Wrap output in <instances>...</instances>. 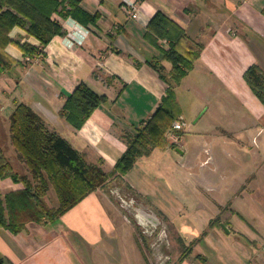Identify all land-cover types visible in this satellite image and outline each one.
Masks as SVG:
<instances>
[{
  "label": "crops",
  "instance_id": "1",
  "mask_svg": "<svg viewBox=\"0 0 264 264\" xmlns=\"http://www.w3.org/2000/svg\"><path fill=\"white\" fill-rule=\"evenodd\" d=\"M78 4L97 14L96 21L83 22L54 12L52 18L63 33L55 34L42 53L27 59L14 43L0 49V58L8 65L0 74V144L21 173L28 170L10 138V115L20 102L39 114L50 130L65 137L87 162L101 161L105 171L113 170L127 149L124 133L137 132L169 87L148 62L161 59L159 49L145 37L148 22L158 10L203 44L193 69L173 86L177 100L178 89L187 84L207 103L208 93L234 96L242 112L234 108L226 113L228 128L199 135L193 145L183 139L181 109L178 145L156 147L140 156L126 174L113 175L54 221H30L19 232L0 224V259L4 264H148L136 241L132 215L124 214L108 194H114V189L107 185L119 179L135 193L132 200L141 198L138 203L156 210L163 220L172 223L179 215L178 236L183 244L199 239L181 253L177 264H264V103L244 78L252 64L264 70V0H78ZM127 6L137 9V17L127 13ZM75 22L88 30L87 36L83 42L70 44L65 35ZM10 36L40 44L20 26H14ZM165 39L158 38L159 46H168L162 43ZM81 81L105 94L107 101L76 128L61 110L65 97ZM157 149L172 155L164 181L158 176L166 164L153 157ZM200 169L207 173L205 181L196 174ZM199 187L218 192L200 193ZM22 188L21 182L0 178L3 195ZM46 199L57 206V196L50 201L47 194ZM228 202L232 207L229 232L221 223L210 228L219 207ZM197 216L203 225L187 226Z\"/></svg>",
  "mask_w": 264,
  "mask_h": 264
},
{
  "label": "trees",
  "instance_id": "2",
  "mask_svg": "<svg viewBox=\"0 0 264 264\" xmlns=\"http://www.w3.org/2000/svg\"><path fill=\"white\" fill-rule=\"evenodd\" d=\"M54 12L65 17L71 15L83 22L96 21L98 16L81 8L78 0H0V49L14 43L25 55L42 52L55 34L63 33L61 25L52 18ZM262 12L264 14V7ZM14 26L24 28L40 44L36 46L27 41L22 42L21 37H11ZM145 37L161 52V59H149L148 62L159 71L169 87L162 102L141 123L137 132L134 135L124 133L127 149L118 158L112 171H105L101 161L87 162L84 155L65 137L50 130L30 106L22 102L15 106L10 115L11 144L19 159L26 165L28 173H21L13 166L0 144V178L10 177L23 184L20 190L4 195L0 192L1 225L12 232H19L30 221H54L88 193L102 187L113 175L120 177L126 174L140 156L150 154L156 147L175 146L165 136L173 121L180 119L181 115L173 86L193 69L203 44L193 41L180 23L161 10L148 22ZM159 37L168 40L166 48L159 46ZM162 59L170 64L167 73L163 72L164 65L160 62ZM7 67L0 58V74ZM244 78L264 103V70L259 65L252 64L244 72ZM105 101V94L97 93L81 81L65 97L61 115L73 126L80 128ZM50 185L56 193L57 206H51L47 202ZM181 256L179 259L183 258ZM3 261L0 259V264H4Z\"/></svg>",
  "mask_w": 264,
  "mask_h": 264
},
{
  "label": "rangeland",
  "instance_id": "3",
  "mask_svg": "<svg viewBox=\"0 0 264 264\" xmlns=\"http://www.w3.org/2000/svg\"><path fill=\"white\" fill-rule=\"evenodd\" d=\"M39 53L36 52L33 55H27L28 57L27 59H31L37 56ZM160 62L164 65L163 72L167 73L170 69L168 66L169 62L167 64H164L162 60ZM186 87L187 84H185L184 88H179L177 92L178 100L180 102L182 109V119L185 122L184 126L186 132L184 133V137H183L184 140L194 145L195 137L199 135L209 136L211 134H215L218 128L220 127L225 126L228 128V118L227 115L225 114L228 112H232L235 109L237 111L240 105L234 96L225 95L223 93H208L209 103H207V101H204V99H202L201 94L197 93L196 90H194L192 87H187V88ZM225 107H231V108L227 110ZM204 110H205L204 115L197 120V118ZM239 110L242 112L241 109ZM176 121L177 120H174L173 124L174 122L176 123ZM168 141L169 143L172 144L174 142L171 136H169ZM159 154L160 156L158 157L157 155ZM203 155L207 157L208 153H204ZM171 156L172 155L170 153H162L160 149H157L153 156L155 158V161L157 162L163 161L166 164V167H163L164 169L163 173H161L158 176V179L161 181H164L165 177H168L170 173L168 166H169V161L170 163L172 162ZM196 174H198L199 177L203 178L202 181L206 180V174H207L206 171H202V169H200L199 172ZM172 177L176 179L175 183L177 184V186H180L181 183L179 178L177 179L175 177V174ZM173 184H174V180H173ZM211 186L212 185H210L209 187ZM107 187L108 189H114V194H111L110 191H108V194L111 199L113 198L116 205L119 206V208L123 211V213L124 214L129 213V215L130 214L132 215L130 221H132L131 223L135 227L134 230H136V238H137L136 241L139 245L141 254L143 255L145 261L148 264H177L181 253L192 247V244L197 240H199L197 238L193 243L188 242L189 244L188 243L183 244L180 241V237L178 236L179 235L178 227L180 224L179 215L175 217V220L172 223H170L169 220H167L165 217H163L164 218L163 220L161 217L162 215H158L156 210L151 208H144L142 204H139L138 201L141 200V198L138 197L135 200H132L133 195L136 196L135 193L129 191L127 185H125L121 180L116 179L112 183L108 184ZM205 187H199L198 191H200V193H206L209 195L210 193L216 194L218 192V190H215L214 188H209L208 190H206L207 188ZM225 192L230 193L231 191H225ZM188 195L191 196V193L188 192ZM175 196L176 198H178V200H181L180 194H178L177 192ZM48 198L50 201H53V199L56 200L55 191L52 185H50L48 191ZM219 208L220 209L218 215H216L210 221V228L212 226H219L220 223L226 225L227 228L229 226L228 215L230 214V211H232L231 204L228 202L225 203L224 205H221ZM139 210H144V211L151 210L152 212L157 214V216L160 219V222H158L154 226L153 223H151V221L150 223L147 221V217H145L144 214L140 213ZM204 212L206 213V211ZM210 212L211 211H209V213L207 214H210ZM199 221H200V216L194 217L191 219L190 222H188L187 226L200 227L203 224L200 223ZM150 243H153L152 246Z\"/></svg>",
  "mask_w": 264,
  "mask_h": 264
},
{
  "label": "built area",
  "instance_id": "4",
  "mask_svg": "<svg viewBox=\"0 0 264 264\" xmlns=\"http://www.w3.org/2000/svg\"><path fill=\"white\" fill-rule=\"evenodd\" d=\"M125 10L127 13L131 15V17L135 18L137 17V9L134 7L127 6L125 7ZM71 25V26H70ZM70 28L66 31L65 38L67 39V42L70 44L76 43V42H83L85 37L87 36V29L80 25L78 22H75L74 24H69ZM162 43L168 44V41L165 39L162 41ZM161 43V44H162ZM181 128L180 121L174 122L173 127L167 132L166 136L169 140V136L173 138V144L178 145L180 142V134L177 132Z\"/></svg>",
  "mask_w": 264,
  "mask_h": 264
},
{
  "label": "water",
  "instance_id": "5",
  "mask_svg": "<svg viewBox=\"0 0 264 264\" xmlns=\"http://www.w3.org/2000/svg\"><path fill=\"white\" fill-rule=\"evenodd\" d=\"M140 213L144 214L145 217H147V219H151V223H153V225L155 226L158 222H160L159 217L157 216V214H155L154 212H152L151 210L148 211H144V210H139ZM221 226L223 227V229H225L226 232H229V229L226 227V225H224L223 223H221Z\"/></svg>",
  "mask_w": 264,
  "mask_h": 264
}]
</instances>
